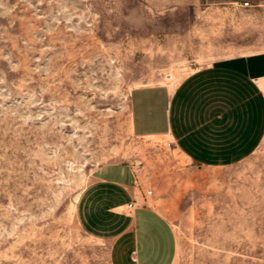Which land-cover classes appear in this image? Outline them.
I'll use <instances>...</instances> for the list:
<instances>
[{"label": "rangeland", "instance_id": "1", "mask_svg": "<svg viewBox=\"0 0 264 264\" xmlns=\"http://www.w3.org/2000/svg\"><path fill=\"white\" fill-rule=\"evenodd\" d=\"M0 0V264H113L80 224L100 166L134 171L176 237L173 264H264V139L204 168L137 137L129 95L264 51V0ZM171 75L170 82L165 80Z\"/></svg>", "mask_w": 264, "mask_h": 264}, {"label": "crops", "instance_id": "2", "mask_svg": "<svg viewBox=\"0 0 264 264\" xmlns=\"http://www.w3.org/2000/svg\"><path fill=\"white\" fill-rule=\"evenodd\" d=\"M129 111L134 135L166 137L189 163L237 164L264 139V51L215 59L168 85L135 87ZM143 194L133 169L124 164L100 166L78 194V220L87 232L109 241L113 264L174 263L173 229Z\"/></svg>", "mask_w": 264, "mask_h": 264}, {"label": "built area", "instance_id": "3", "mask_svg": "<svg viewBox=\"0 0 264 264\" xmlns=\"http://www.w3.org/2000/svg\"><path fill=\"white\" fill-rule=\"evenodd\" d=\"M242 5L245 6V7L253 6V4H250L249 2H244V3H242ZM257 5H259V6H264V1L261 2V3H258ZM165 80L168 81V82H170V81L172 80L171 75L168 74V75L165 77ZM151 194H152V190H147V191L143 194L144 199H146V198L148 197V195H151ZM134 205H135V202H131V203L128 205L129 212L134 208Z\"/></svg>", "mask_w": 264, "mask_h": 264}, {"label": "bare ground", "instance_id": "4", "mask_svg": "<svg viewBox=\"0 0 264 264\" xmlns=\"http://www.w3.org/2000/svg\"><path fill=\"white\" fill-rule=\"evenodd\" d=\"M169 84H171V83H169Z\"/></svg>", "mask_w": 264, "mask_h": 264}]
</instances>
